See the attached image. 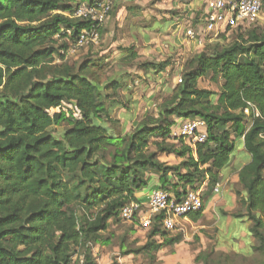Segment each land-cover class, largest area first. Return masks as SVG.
I'll list each match as a JSON object with an SVG mask.
<instances>
[{
    "label": "trees",
    "instance_id": "obj_1",
    "mask_svg": "<svg viewBox=\"0 0 264 264\" xmlns=\"http://www.w3.org/2000/svg\"><path fill=\"white\" fill-rule=\"evenodd\" d=\"M85 1L0 0V264H75V256L97 264L92 247L111 244L103 233L125 222L121 210L148 186L150 171L159 174L160 183H170L173 172L183 192L207 182L203 209L189 216L199 221L239 141L251 157L238 173L241 189L235 192L244 211L225 216L251 223L254 250L264 257V29L238 28L241 34L228 45L221 41L231 29L223 33L187 62L182 83L158 113L123 136L114 133L108 102H117L118 92L133 83L113 80L104 87L113 93L104 99L103 60L64 61L68 42L77 45L93 26L74 18ZM126 52L122 63L138 58L133 48ZM170 65L141 69L159 75ZM207 78L220 84L218 95L200 89L199 81ZM194 118L207 125L206 142L195 150L169 146L178 121ZM59 127L66 129L56 136ZM152 144L157 152H150ZM159 153L183 161L167 166ZM169 234L155 224L147 244L125 254L156 259L164 247L183 240ZM201 260L211 264L196 258Z\"/></svg>",
    "mask_w": 264,
    "mask_h": 264
},
{
    "label": "rangeland",
    "instance_id": "obj_2",
    "mask_svg": "<svg viewBox=\"0 0 264 264\" xmlns=\"http://www.w3.org/2000/svg\"><path fill=\"white\" fill-rule=\"evenodd\" d=\"M189 1L193 0H114L115 17H110L104 26L98 45L79 47L68 42L69 50L65 54V62L77 65L78 62L86 59H96L103 60L107 65L99 76L104 99L107 94L113 93L112 90H104V87L113 80L122 79L128 85L133 83L123 92H118L117 102H108L113 119L111 126L115 134L131 135L147 115H156L160 105L171 97L179 80L182 79L187 62L202 53L208 45L217 44L222 34L198 36L195 41L187 39V30L199 23L201 12L198 9L203 3V0H197L193 9L178 8L181 4L190 5ZM147 10L156 13L147 16ZM157 16L160 20H156ZM155 21L161 24L155 25ZM254 27L264 29V20ZM239 34L241 33L237 29L230 30L221 41L222 45L232 43ZM65 42L67 43L65 40L59 45ZM131 48L137 53L138 58L122 63V57ZM56 59L57 63L62 62L59 57ZM166 61H170L171 65L159 75L154 72L145 74L141 69L144 64H162ZM199 87L216 95L220 91V84L209 78L200 80ZM178 127L176 124L174 130ZM65 129V127L57 128L54 135L61 136ZM167 144L176 146L178 151L187 146L175 143L172 139ZM242 146V142L236 143L232 161L223 171L222 183L216 188L219 190L215 193L217 197L215 196L216 198L214 197L208 204L201 219L193 222L188 218L177 230L170 232V239L182 237L180 244L164 247L155 256L156 259L135 254L126 255L125 253L129 251L145 246L149 241L151 230L119 221L113 223L110 229L103 233L104 239L112 238L110 245L92 247L97 264H204L202 260L196 262L199 256L208 258L211 264H264L263 255L254 250L258 246L257 241L249 235L251 223L248 220L236 221L231 216H225V214L244 211L238 205L235 193L236 190L241 189L239 182H234L239 171L251 162V157L248 158L245 151V154H242ZM157 151L156 146L152 144L150 152ZM159 161L172 167L178 166L183 159L177 154L159 153ZM182 173L185 171L183 170ZM158 177V173L150 171L146 176L148 186L138 191L137 195L140 197L147 195L155 184L166 185L165 188L160 189L171 194L181 190V186H176L178 179L173 172L169 174L170 183L164 180L160 183ZM206 185L207 182L200 187V190L204 192ZM154 240L158 243L163 242L161 237ZM74 263L85 264L84 257L79 261L75 256Z\"/></svg>",
    "mask_w": 264,
    "mask_h": 264
},
{
    "label": "built area",
    "instance_id": "obj_3",
    "mask_svg": "<svg viewBox=\"0 0 264 264\" xmlns=\"http://www.w3.org/2000/svg\"><path fill=\"white\" fill-rule=\"evenodd\" d=\"M113 7L114 0L80 3L74 18L90 22L93 26L81 34L77 46L99 44L100 34L110 19ZM200 12L199 23L187 30V39L190 41L197 40L202 34L219 36L229 29L251 28L264 20V3L262 0H205ZM178 83H182V79ZM177 124L178 129L172 131L174 142L182 140L194 150L206 142L207 125L202 119L180 120ZM218 192L216 189L215 193ZM203 206V190H181L178 196L158 189L151 193L148 201L127 203L121 210L120 218L146 230L159 224L164 231L173 232L190 215L200 212Z\"/></svg>",
    "mask_w": 264,
    "mask_h": 264
},
{
    "label": "crops",
    "instance_id": "obj_4",
    "mask_svg": "<svg viewBox=\"0 0 264 264\" xmlns=\"http://www.w3.org/2000/svg\"><path fill=\"white\" fill-rule=\"evenodd\" d=\"M190 2V1H189ZM197 0H193L192 2H190V5H186V4H181V5H179V9L180 10H187L188 8H190V9H193V7L194 6H196V4H197ZM203 3H202V7L200 8V9H198V11L200 12L201 11V9L203 8V6H204V3H205V0H203L202 1ZM164 4V6H165V3H163ZM163 4L161 5V6H163ZM158 7H159V5H157ZM156 11V10H155ZM154 13H156V12H153L152 10H147L146 11V15L147 16H150V14H153L154 15ZM157 19L156 20H160V18H159V16H157L156 17ZM159 24H161L159 21H155V25H159ZM156 28V27H155ZM112 36V35H111ZM203 36V35H202ZM158 40H155V42H157ZM114 47V45L112 46V48ZM118 53H119V51H118ZM173 130H174V128H173ZM245 150H244V147L242 146V148H241V152H242V154H245V152H244ZM248 158H249V155L247 156ZM158 180H159V177H158ZM160 182V181H159ZM234 182H236V183H238L239 182V177H238V175L236 176V179H234ZM149 186H150V184H149ZM161 188V186L160 185H157V184H155V185H153L152 186V188L150 189V192L147 194V195H145V196H143V197H140L139 195H137V193L135 194V197H136V199L138 200V201H148V198H149V196L151 195V193L153 192V191H155V190H158V189H160ZM216 197H217V195H216ZM215 197V198H216Z\"/></svg>",
    "mask_w": 264,
    "mask_h": 264
}]
</instances>
